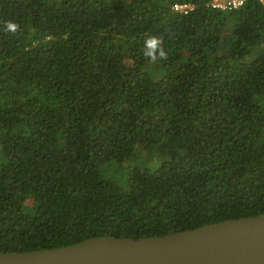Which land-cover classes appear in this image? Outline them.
<instances>
[{
	"label": "trees",
	"instance_id": "16d2710c",
	"mask_svg": "<svg viewBox=\"0 0 264 264\" xmlns=\"http://www.w3.org/2000/svg\"><path fill=\"white\" fill-rule=\"evenodd\" d=\"M210 1L0 0V253L264 213V0Z\"/></svg>",
	"mask_w": 264,
	"mask_h": 264
},
{
	"label": "water",
	"instance_id": "95a60500",
	"mask_svg": "<svg viewBox=\"0 0 264 264\" xmlns=\"http://www.w3.org/2000/svg\"><path fill=\"white\" fill-rule=\"evenodd\" d=\"M0 264H264V213L165 235H106L54 249L1 252Z\"/></svg>",
	"mask_w": 264,
	"mask_h": 264
},
{
	"label": "clouds",
	"instance_id": "9594fccd",
	"mask_svg": "<svg viewBox=\"0 0 264 264\" xmlns=\"http://www.w3.org/2000/svg\"><path fill=\"white\" fill-rule=\"evenodd\" d=\"M3 30L14 34L19 30V25L14 21H5ZM143 54L152 61H163L168 58V53L163 46L162 38L154 34L145 39Z\"/></svg>",
	"mask_w": 264,
	"mask_h": 264
},
{
	"label": "built area",
	"instance_id": "2783aa9c",
	"mask_svg": "<svg viewBox=\"0 0 264 264\" xmlns=\"http://www.w3.org/2000/svg\"><path fill=\"white\" fill-rule=\"evenodd\" d=\"M245 0H211L210 5L216 9H237L244 4ZM194 6L188 3H176L173 9L177 12L188 13Z\"/></svg>",
	"mask_w": 264,
	"mask_h": 264
},
{
	"label": "rangeland",
	"instance_id": "374dc122",
	"mask_svg": "<svg viewBox=\"0 0 264 264\" xmlns=\"http://www.w3.org/2000/svg\"><path fill=\"white\" fill-rule=\"evenodd\" d=\"M157 156L156 155H148L147 153H144V154H141L140 155V160H142V161H146L147 159H152V161H155V158H156Z\"/></svg>",
	"mask_w": 264,
	"mask_h": 264
}]
</instances>
